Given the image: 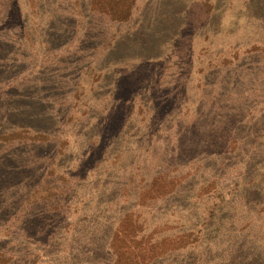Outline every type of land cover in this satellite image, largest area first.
<instances>
[{
  "label": "rangeland",
  "instance_id": "1",
  "mask_svg": "<svg viewBox=\"0 0 264 264\" xmlns=\"http://www.w3.org/2000/svg\"><path fill=\"white\" fill-rule=\"evenodd\" d=\"M0 264H264V0H0Z\"/></svg>",
  "mask_w": 264,
  "mask_h": 264
}]
</instances>
